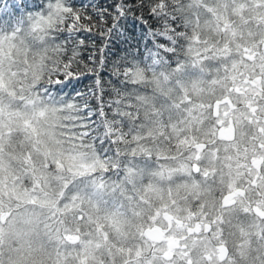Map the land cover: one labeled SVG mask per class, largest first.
<instances>
[{"label": "trees", "instance_id": "obj_1", "mask_svg": "<svg viewBox=\"0 0 264 264\" xmlns=\"http://www.w3.org/2000/svg\"><path fill=\"white\" fill-rule=\"evenodd\" d=\"M66 2L0 0V205L58 242L31 264H264V0H148L103 69L61 30ZM162 215L186 253L143 235Z\"/></svg>", "mask_w": 264, "mask_h": 264}, {"label": "snow or ice", "instance_id": "obj_2", "mask_svg": "<svg viewBox=\"0 0 264 264\" xmlns=\"http://www.w3.org/2000/svg\"><path fill=\"white\" fill-rule=\"evenodd\" d=\"M21 5L27 8L25 0H21ZM60 11L67 14L61 30L67 34L69 40H75L81 47L91 44L92 51L89 53L88 62L98 64L101 69L106 63L105 52L110 39L125 34L121 32L124 23L132 20L131 28L135 32L139 26L143 36L147 31L144 22L152 21L156 15L155 6L150 5L148 0H67ZM94 38L99 39V47L92 43ZM118 54L119 50L113 53L114 56ZM94 76L97 75L94 73ZM79 79L80 76L69 72L64 79H57L56 84L66 89L74 80L79 81ZM101 83V79H96L97 86ZM76 91L72 85L71 92L76 93Z\"/></svg>", "mask_w": 264, "mask_h": 264}, {"label": "rangeland", "instance_id": "obj_3", "mask_svg": "<svg viewBox=\"0 0 264 264\" xmlns=\"http://www.w3.org/2000/svg\"><path fill=\"white\" fill-rule=\"evenodd\" d=\"M228 117L229 113L225 110L222 118ZM161 219L165 226H168V229L161 228L164 232V239L161 243L156 244L155 249L153 248L154 251L159 252L161 257H167L174 253H186L188 248L185 242L181 240L183 234L187 231L186 228L170 225L169 218L166 215H162ZM0 235V264H21L22 257L13 258V253L21 250L26 252L29 258L35 257V259H31V263L55 261L54 248L52 247L56 246L58 242L53 241L50 244L48 236L43 232L39 222V213L35 209L22 210L12 219V214L0 205ZM64 236L66 237V241L68 239L76 243L81 241L80 236L78 237L76 234L70 235L68 232H64ZM113 237L116 238L115 232L113 233ZM82 243L83 245L89 244L90 239L84 240ZM91 247L89 246V248ZM98 251L101 255H106L107 253L102 247ZM204 252L210 259L221 257L219 249L210 245L206 246ZM163 262L164 264H168L170 261ZM25 264H27V261H25ZM149 264L154 263L150 261Z\"/></svg>", "mask_w": 264, "mask_h": 264}, {"label": "water", "instance_id": "obj_4", "mask_svg": "<svg viewBox=\"0 0 264 264\" xmlns=\"http://www.w3.org/2000/svg\"><path fill=\"white\" fill-rule=\"evenodd\" d=\"M192 171L194 173H197L199 171L198 164L194 163L192 165ZM143 235L147 238V240L155 244L161 243L164 238V232L160 227H148L144 229Z\"/></svg>", "mask_w": 264, "mask_h": 264}, {"label": "clouds", "instance_id": "obj_5", "mask_svg": "<svg viewBox=\"0 0 264 264\" xmlns=\"http://www.w3.org/2000/svg\"><path fill=\"white\" fill-rule=\"evenodd\" d=\"M23 258L21 259V264H25V261H27V264H31V259H35V257L29 258L28 254L24 252L23 250L17 251L13 253V258Z\"/></svg>", "mask_w": 264, "mask_h": 264}]
</instances>
